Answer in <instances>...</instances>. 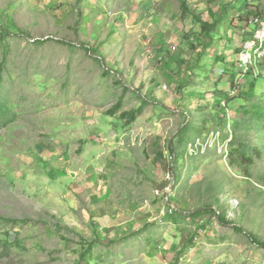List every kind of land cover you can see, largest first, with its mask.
Segmentation results:
<instances>
[{"label":"rangeland","instance_id":"obj_1","mask_svg":"<svg viewBox=\"0 0 264 264\" xmlns=\"http://www.w3.org/2000/svg\"><path fill=\"white\" fill-rule=\"evenodd\" d=\"M253 3L0 0V264H264Z\"/></svg>","mask_w":264,"mask_h":264},{"label":"built area","instance_id":"obj_2","mask_svg":"<svg viewBox=\"0 0 264 264\" xmlns=\"http://www.w3.org/2000/svg\"><path fill=\"white\" fill-rule=\"evenodd\" d=\"M250 23L252 26L250 29V36L245 39L239 47L236 68L240 76L251 74L254 77H258L260 75L261 63L264 60V8L259 16L251 19ZM168 179H170V176ZM171 186L172 185L169 184L164 189V193L160 194L164 205L167 206L168 214L170 215L174 211V206L169 205L170 201L172 202L173 199L170 195Z\"/></svg>","mask_w":264,"mask_h":264},{"label":"crops","instance_id":"obj_3","mask_svg":"<svg viewBox=\"0 0 264 264\" xmlns=\"http://www.w3.org/2000/svg\"><path fill=\"white\" fill-rule=\"evenodd\" d=\"M252 6H253V9L254 10H249L248 8H247V14L246 13H244L243 15H241V18H240V22H239V24L238 25H235V24H233V23H231V26L232 27H236L237 29H235V33L237 34V35H241L242 36V42L245 40V39H247L250 35L248 34V32H249V28H251V23H250V21H251V19H253L254 17H255V15L258 13L255 9V7L257 6V4L256 3H253L252 4ZM224 17L225 16H223V17H221V18H219V20L222 22L220 25H222L223 23H225L226 21H224ZM215 19H217V17H215ZM246 25V26H242V25ZM220 25H218V26H220ZM230 28V29H232L231 30V33L233 32V28ZM239 28H242V30L240 29L239 30ZM248 31V32H247ZM240 32V33H239ZM219 33H221V32H217V34H219ZM246 33V34H245ZM222 34L223 33H221L220 35H217L219 38H221L222 37ZM235 37V35L234 34H231V36H230V38L232 39V38H234ZM241 45V44H240ZM236 56H237V53H236Z\"/></svg>","mask_w":264,"mask_h":264},{"label":"trees","instance_id":"obj_4","mask_svg":"<svg viewBox=\"0 0 264 264\" xmlns=\"http://www.w3.org/2000/svg\"><path fill=\"white\" fill-rule=\"evenodd\" d=\"M183 6H185V4H183ZM260 14H256L255 15V17H257V16H259ZM205 27H208V24H206V23H204L203 24V26H202V29L203 28H205ZM249 33H250V30H249ZM239 50V49H238ZM224 74V73H223ZM222 74V75H223ZM117 105H119V104H117ZM116 105V106H117ZM141 113V109H137V110H135V111H130V112H126V113H123V114H121V115H124V117H126L127 118V121L128 122H133L135 119H136V117H137V115H139ZM199 212H201V210L200 211H198V212H196V213H199ZM235 230H237V231H239V232H244L242 229H240V228H238V227H235L234 228ZM245 233V232H244ZM245 235L254 243V244H256V245H258L259 247H261V248H264V244L263 243H260V242H258L256 239H255V237L254 236H252V235H250V234H246L245 233ZM90 247H88L85 251H83L82 252V254H81V258L84 260L85 259V257L87 256V255H89L90 254Z\"/></svg>","mask_w":264,"mask_h":264},{"label":"bare ground","instance_id":"obj_5","mask_svg":"<svg viewBox=\"0 0 264 264\" xmlns=\"http://www.w3.org/2000/svg\"><path fill=\"white\" fill-rule=\"evenodd\" d=\"M234 19V18H233Z\"/></svg>","mask_w":264,"mask_h":264}]
</instances>
